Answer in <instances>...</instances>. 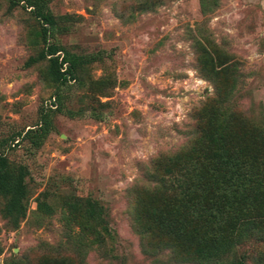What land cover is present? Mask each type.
Returning a JSON list of instances; mask_svg holds the SVG:
<instances>
[{
	"label": "rangeland",
	"instance_id": "obj_1",
	"mask_svg": "<svg viewBox=\"0 0 264 264\" xmlns=\"http://www.w3.org/2000/svg\"><path fill=\"white\" fill-rule=\"evenodd\" d=\"M47 6L64 17L48 41L75 53L99 50L102 60L55 87L45 61L23 64L41 46L38 23L20 4L0 0V152L28 171L24 216L13 227L0 215V264H197L176 262L165 249L143 252L131 200L153 185L161 158L196 143L224 116L238 132L235 146L264 158V0H205L202 9L198 0ZM57 91L62 111L52 99ZM41 109L48 121L42 133ZM42 191L51 215L35 210ZM71 197L103 206L100 248L91 235L79 255L66 248V232L74 237L79 228L59 205ZM240 225L245 234L234 256L264 264L263 198L221 226L231 233Z\"/></svg>",
	"mask_w": 264,
	"mask_h": 264
},
{
	"label": "trees",
	"instance_id": "obj_2",
	"mask_svg": "<svg viewBox=\"0 0 264 264\" xmlns=\"http://www.w3.org/2000/svg\"><path fill=\"white\" fill-rule=\"evenodd\" d=\"M7 1L8 8L20 4L28 9L38 23L36 35L41 46L35 55L26 58L24 66L45 61V75L55 87L78 78L87 65L102 60L99 50L75 53L48 41L47 38L54 34L58 20L64 18L49 10L48 0ZM198 1L202 9L205 0ZM52 99L57 103L56 110L62 111L58 106L61 100L58 91L52 95ZM64 112L74 114L68 109ZM38 123L36 131L42 133L48 125L42 109ZM234 125L231 118L224 116L220 123L199 136L196 143L161 158V162L155 166L158 172L154 173L153 185L135 191L131 200V224L141 236L143 252L165 249L176 262L246 264L240 257L234 256V248L245 234V225H240L236 231L229 229L231 233L223 231L221 225L225 217L232 222L241 214L250 213L254 203H260L262 198L264 200L260 169L264 165V158L256 161L235 146L238 132L232 129ZM15 136L10 141L16 140ZM258 139L264 144V134L259 135ZM33 142L36 143L34 138ZM27 174L25 165L11 164L0 152V215L13 227L17 226L26 211ZM46 198L45 191L38 193L34 199L35 210L51 215L54 208L46 202ZM59 207L65 220L79 228L78 235L74 237L69 231L66 232L70 242L67 249L79 255L89 235L91 246L95 244L100 248L103 245L104 238L99 227L105 223L106 214L101 204L89 197H71L62 200Z\"/></svg>",
	"mask_w": 264,
	"mask_h": 264
}]
</instances>
